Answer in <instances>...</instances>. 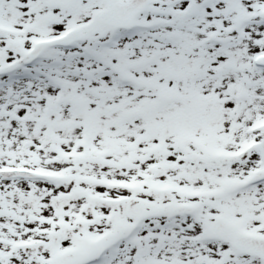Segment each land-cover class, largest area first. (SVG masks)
Returning a JSON list of instances; mask_svg holds the SVG:
<instances>
[{"label": "snow or ice", "instance_id": "snow-or-ice-1", "mask_svg": "<svg viewBox=\"0 0 264 264\" xmlns=\"http://www.w3.org/2000/svg\"><path fill=\"white\" fill-rule=\"evenodd\" d=\"M0 264H264V0H0Z\"/></svg>", "mask_w": 264, "mask_h": 264}]
</instances>
